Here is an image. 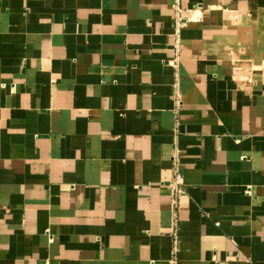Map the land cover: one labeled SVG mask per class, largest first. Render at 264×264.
Instances as JSON below:
<instances>
[{"label": "crops", "instance_id": "0c3cea01", "mask_svg": "<svg viewBox=\"0 0 264 264\" xmlns=\"http://www.w3.org/2000/svg\"><path fill=\"white\" fill-rule=\"evenodd\" d=\"M0 264H264V0H0Z\"/></svg>", "mask_w": 264, "mask_h": 264}, {"label": "built area", "instance_id": "2783aa9c", "mask_svg": "<svg viewBox=\"0 0 264 264\" xmlns=\"http://www.w3.org/2000/svg\"><path fill=\"white\" fill-rule=\"evenodd\" d=\"M172 65L176 66V62H171ZM171 187L175 198L180 197L185 194V180L178 170L175 171Z\"/></svg>", "mask_w": 264, "mask_h": 264}]
</instances>
